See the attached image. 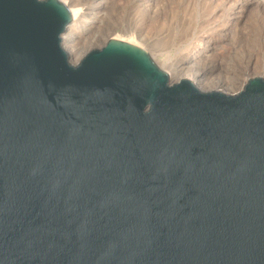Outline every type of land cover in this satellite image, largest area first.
<instances>
[{
  "label": "water",
  "instance_id": "water-1",
  "mask_svg": "<svg viewBox=\"0 0 264 264\" xmlns=\"http://www.w3.org/2000/svg\"><path fill=\"white\" fill-rule=\"evenodd\" d=\"M60 0H0V264H264V80L79 62Z\"/></svg>",
  "mask_w": 264,
  "mask_h": 264
},
{
  "label": "bare ground",
  "instance_id": "bare-ground-1",
  "mask_svg": "<svg viewBox=\"0 0 264 264\" xmlns=\"http://www.w3.org/2000/svg\"><path fill=\"white\" fill-rule=\"evenodd\" d=\"M60 1H62L67 6V8L69 9L71 16H72V20H71L70 24L67 26V28L63 34L62 43H63V46L66 49V51L71 56L73 63L79 62L89 51L95 49L96 41L98 39L97 33L100 31L101 28H105L106 25L108 27H110V29H109L110 31L108 30V32L110 34H108L109 37H107L109 39V41L128 42L130 44L140 46V47L144 48L145 50L147 49L142 44H140V43L138 44L134 38L124 39V38L117 36V35H115V37H113V38L111 37L114 33V30L116 29L115 27H113V26H116V21H115L116 18L114 17V15H116V17H117V15L119 14V11H120V13H121V11L125 12L126 6L130 5V4L126 5V0H122L121 3L115 2L114 0H108L106 2H104V1L99 2L98 0H95L94 3L98 9H104L105 6L107 7V11L109 10V12H110V18L107 17L108 15L103 16V15H100L99 13H97V15L95 17H91V15L93 14L92 11L90 9L86 10V9L79 8L78 5L75 4V0H60ZM173 1H176V0H173ZM144 2H146V1L144 0ZM202 2H203L202 7L204 9L202 8L198 11L202 12L204 17L207 16V14H208L207 18H208V20L210 18V20L212 21V23H211V21H210V23L213 24L212 26L209 25L210 30H212V32L213 31L217 32L219 35L218 36L216 34L218 36V38H216L215 41L213 40L214 45H210L212 42L210 43L208 41L209 38H205V39L199 38L198 39L199 41H196V42L194 41L193 42L194 44H191L192 45L191 46L192 51H191V49H190V51L188 50L189 53L185 54V57L183 58L182 62H180V60H178V59H175L174 61L173 60L170 61L169 60L170 57H169L168 59L165 58L166 64L164 66H161L160 64L159 65H160V67H163V68L165 67L166 69L168 68V75L169 76H176L177 81H179L181 79H188L192 83L199 85L201 87V89H203V91L204 90L205 91H211V90H219V89L228 90V89L233 87L232 81L229 80L228 78H226L227 80H225V79H218L219 77H217V74H219L220 72L230 73L229 67L224 65L225 62L221 61V58L222 57L226 58V51H227V49H228L227 47L229 45L233 44L239 38L243 37L242 31H245L248 28L250 29L251 27L252 28L256 27V28H261V30H260L261 33L262 32L264 33V0H203ZM176 3H177V5H179L180 1L177 0ZM131 4L132 5H130V7L133 8V11L136 10V8L139 11V13L136 12L135 14L140 16V12L142 11V10H140V8L142 7V5L139 2H136V3L134 2ZM147 4H148V2H147ZM196 4H197L196 0H187L186 5H183L181 3L182 9H180V7H178L177 12H173L176 10H174L172 8L174 5L172 6V4H171V6H170L171 8L168 10H170V13H172L175 18L173 16H171L170 20L176 21V20H180V18L182 17L180 22L179 21L176 22L178 24L177 26H181V28L185 27V29H189L190 26L195 28V26L197 24L193 23L194 22L193 21L194 20L193 15L191 16L192 20L190 18L186 19V17L188 18L189 15L191 14V13L188 14L186 11L193 10L192 8H194L196 6ZM155 6L152 7V5H150V3L147 6L144 5V7L141 9L144 10V11H142V13L144 15V12H145L146 16L144 18H142L140 16L141 20H139V22H137L138 19L135 21V19L133 18L131 20V21H133L132 24H134L135 27L136 26L142 27V25L144 27H147L146 25L149 22H152V21L155 22L156 19H154L153 17L158 16L156 14L159 13L158 12L159 8L155 7ZM189 6L191 7V9H188V8H190ZM93 7H95V6L93 5ZM199 7H200V5H199ZM162 9L165 10V8H162ZM95 10H97V9H95ZM181 11L183 12L182 15H181ZM178 12H180V14ZM120 16H121V14H120ZM177 16H178V18H177ZM183 16H184V18H183ZM199 19H201V18H199ZM185 21H187V22H185ZM191 21H193V22H191ZM119 22H120V20H119ZM184 22H185V24H184ZM123 23H124V21H123ZM191 23H193V24H191ZM197 23H199V22H197ZM177 26H176V28H177ZM218 26L220 28H218ZM171 27H172V25H171ZM171 27H169V28L171 29ZM144 31H146V30H144ZM171 31H172V29H171ZM184 31H182L181 33L183 34ZM195 31H196V29H195ZM175 32L174 33L169 32L168 35H165V36L160 35V33H159V35H156L157 38L153 39L152 43H151L152 46L154 47V50H157L160 53L161 52L163 53V52L169 50L171 47H173L177 43L180 44V43H183L182 42L183 40H185V41L187 40L186 39L188 37L186 34L187 31H185V33H184L186 37L184 35L180 36V34L177 35ZM161 34H163V33H161ZM165 34H167V33H165ZM141 37H142V34H141ZM143 38H145V37H143ZM261 40H263L262 43H264V38H262ZM260 56L262 58V55H260ZM154 60H156V58H154ZM157 60H158V58H157ZM155 62L158 63L157 61H155ZM236 72H238V71H235L232 74L237 75V77H238L239 73L237 74ZM249 76H251V75L247 74V75H245V77L239 78L241 80V84H242L241 88H243V86L246 84Z\"/></svg>",
  "mask_w": 264,
  "mask_h": 264
},
{
  "label": "rangeland",
  "instance_id": "rangeland-1",
  "mask_svg": "<svg viewBox=\"0 0 264 264\" xmlns=\"http://www.w3.org/2000/svg\"><path fill=\"white\" fill-rule=\"evenodd\" d=\"M98 1L99 2H103V1L106 2L108 0H98ZM114 1L121 3L122 0H120V1L119 0H114ZM145 1L146 2H144V0H141V1L140 0H126V5L127 4L128 5L129 4L132 5L131 3H134V2L135 3L136 2H139L142 5V7L140 6L141 8H143L144 5L147 6L149 3H150V5H152V7H154L156 5L155 7H158L159 8V11H158L159 13L158 14L155 13L158 16H154L153 17L154 19H156L155 22H153V21L152 22H149L150 24L148 23L149 25L147 24L146 25L147 27H144L143 25H142V27H139V26L138 27L137 26L135 27V25L132 24L133 21H131V20L134 18L135 21L138 19L137 22H139V20H141L140 16L142 18H144L146 16L145 15V12H144V15H143L142 11H144V10L140 8V10H142V11L140 12V16H139V15L135 14L136 12L139 13V11H138L137 8H136L137 11L136 10L133 11V8H131L130 5L129 6H126V11L125 12L121 11V13H120V11H119V14H118L119 16L117 15V17H116V15H114V17L116 18V20H115L116 21V26H113V27H115L116 29L114 28L115 30H114V33H113V35L111 37L113 38V37H115V35H117V36H120V37H122L124 39H126V38H134L135 41L138 44L140 43L144 47L147 48L146 51L149 53V55L151 56V58L153 60H154V58H156V60H154V62L155 61L158 62V63L155 62L157 64V66L159 68H161V70L165 71L166 73H168V68L166 69L165 67L164 68L163 67H160V65L161 66H164L166 64L165 63L166 62V59H168L170 57L169 58L170 61H172V60L174 61L175 59H178V60H180V62H182L183 58L185 57V54L189 53L190 49L192 51V47H191L192 45L191 44H194L193 43L194 41L195 42L196 41H199L198 40L199 38L200 39H202V38H204V39L205 38H209L208 41L210 43L212 42L210 45H214L213 43H214L215 39L218 38V36H219L217 32H215V31L212 32V30H210V26H212L213 24H211L212 21L210 20V18L208 20V18H207L208 14H207V16L204 17V15L202 14V12H199L198 11V10H200V9L203 8L202 7V3H203L202 1L203 0H196V3L197 4H196V6L194 8H192L193 10L186 11L188 14L191 13L188 18L186 17V19H189L190 18L192 20V17L191 16L193 15V19H194L193 21L194 22L193 21H191V22H193L194 24H197L195 26V28H193L192 26H190L189 29H185V27H182L181 28V26H177L178 24L176 22H178V21L180 22V20H181L182 17L180 18V20H176V21L175 20H170L171 19L170 17L171 16L174 17V15L172 13H170V10H168V9L171 8L170 6L172 4V6L174 5L172 8L174 10H176V11H173V12H177V8L178 7H180V9H182L181 3L183 5H186L187 4V0H179L180 1L179 5H177V3H176L177 0L176 1H173V0L172 1L171 0H166V1L165 0H159V1L158 0H152V1L151 0H145ZM94 2H95V0H75V4L78 5L79 8L86 9V10L87 9H90L92 11V13H93L92 15L93 16L91 15V17H95L97 15V13H99L100 15H103V16L104 15H106V16L108 15L107 17L110 18V12H109V10L107 11V7L105 6L104 9H98L96 7V5H95ZM147 2H148V4H147ZM183 2L184 3L186 2V3L184 4ZM93 5L95 7H93ZM199 5H200V7H199ZM162 8H165L166 11L163 10ZM95 9H97V10H95ZM188 9H191V7L188 8ZM178 13L180 14V12H178ZM120 14H121V16H120ZM182 14H183V12L181 11V15ZM177 18H178V16H177ZM183 18H184V16H183ZM199 18H201V19H199ZM119 20H120V22H119ZM123 21H124V23H123ZM210 21H211V23H210ZM185 22H187V21H185ZM185 22H184V24H185ZM197 22H199V23H197ZM193 23H191V24H193ZM171 25H172V27H171ZM176 26H177V28H176ZM169 27H171L172 31H171V29ZM218 28H220V27L218 26ZM109 29H110V27H108L106 25L105 28H101L100 31L97 33L98 39L96 41L95 49L102 48L105 45V42L109 41V39L107 38V37H109L108 34H110L108 32ZM195 29H196V31H195ZM144 30H146V31H144ZM184 30L187 31L186 34L188 36L186 38L187 39L186 41L183 40L182 41L183 43H180V42H179L180 44L177 43L176 45H174L169 50H167V51H165L163 53L162 52L160 53L159 51L154 50V47L152 46L151 43H152V40L153 39L157 38L156 35H159V33H160V35L165 36V35H168L169 32L170 33H172V32L174 33L176 31L175 33L177 35L180 34V36L181 35H184L185 36V34H184L185 31ZM260 30H261V28H256V27L252 28L251 27L250 29L248 28L247 30L242 31L243 37L242 38H239L237 41H235L233 44H231V45H229L227 47L228 48L227 49L228 52L226 51V58L222 57L221 58V61L225 62L224 65H226L227 67H229L230 73H224V72L222 73V72H220L219 74H217V77H219L218 79H225V80H227L226 78H228L229 80L232 81L233 87L230 88V89H228V90H226V89H224V90L223 89H219L218 91L223 92V93H226V94H236L237 92H239L242 89L241 88V85H242L241 84V80L239 78H243L247 74L251 75V76H249L248 79L254 78V77H260V78H262L264 80V74H263L264 73V68H263L264 67V43H262L263 40H261L262 38H264V36H263L264 33L263 32L261 33ZM182 31H184L183 34L181 33ZM161 33H163L164 35L161 34ZM165 33H167V34H165ZM141 34H142V37H141ZM143 37H145V38H143ZM62 40H63V35H62ZM62 45H63V43H62ZM260 55H262V58H261ZM157 58H158V60H157ZM235 71H238V72H236L237 74L239 73L238 77H237V75L232 74ZM169 77H170V81L171 82H174V83L177 82L176 76H169ZM196 86L198 87L199 85H196ZM199 88L201 89L200 86H199Z\"/></svg>",
  "mask_w": 264,
  "mask_h": 264
}]
</instances>
